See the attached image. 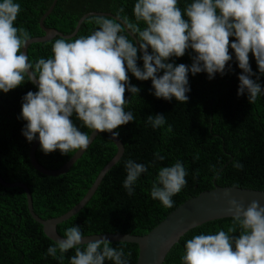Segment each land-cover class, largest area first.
Instances as JSON below:
<instances>
[{"label": "trees", "instance_id": "trees-1", "mask_svg": "<svg viewBox=\"0 0 264 264\" xmlns=\"http://www.w3.org/2000/svg\"><path fill=\"white\" fill-rule=\"evenodd\" d=\"M2 2V0H0ZM20 5L14 26L30 33V39L41 38L44 32L39 20L52 6L42 25L47 30H55L69 36L79 19L88 13L112 15L124 24L127 20L139 24L133 14L136 0H14ZM191 0H178L183 10ZM97 17L89 16L79 26L77 33L66 41H74L81 36L92 34L99 26ZM186 18V17H185ZM113 19V18H112ZM126 28V26H125ZM124 35L133 43L136 36L131 30ZM61 37L55 36L45 42L31 43L25 54L35 64L40 59H48L52 45ZM235 37H230V42ZM151 52V48H149ZM233 59L226 65L224 75L215 74L209 79L207 73H189L190 92L186 103L172 98L170 101L154 95L151 80H137L128 73L130 83L137 86L138 94L126 90L125 111H131L134 121L122 125L118 139L123 145V154L118 162L104 175L96 191L85 206L74 216L56 226L57 234L63 238L68 227L80 226L84 236L97 234H125L142 236L159 224L168 213L188 199L213 185L237 187L264 191V93L255 103H249L247 93L238 96V67L234 51L229 48ZM140 53L138 52V56ZM194 53L188 49L183 57H172L168 62L192 64ZM252 71L259 76L258 83L264 89V74H260L252 54H249ZM143 67L142 59L137 61ZM230 67L231 70H228ZM161 71L158 75H162ZM256 79L255 76L252 77ZM26 81L7 93L0 91V179L5 183H19L27 187L35 215L43 220L59 217L74 207L86 194L97 174L111 160L116 148L106 133H98L88 148L71 168L60 176H44L30 165L28 151L32 142L22 135L27 123L21 116L23 97L38 89ZM163 114L166 123L153 128L148 116ZM80 131L88 135L92 131L79 121L75 114L71 117ZM171 131H168V126ZM76 150L61 154L57 149L45 154L38 144L34 156L36 162L47 170H56L64 165ZM163 156L164 159H158ZM133 160L142 163L147 171L142 173L132 195L123 187L126 178L125 162ZM177 161L185 167L187 184L172 197V208L164 207L159 200L151 198V188L161 167L172 166ZM239 162L242 169L235 167ZM232 218L207 222L185 233L173 245L162 264H183L181 256L188 239L199 234H215L232 226ZM240 232L237 226L236 233ZM55 245L44 236L41 226L28 214L26 198L22 189L5 188L0 185V264H70L75 250H69L60 260L47 254V249ZM114 248L122 247L127 264H136L138 249L135 244L111 242ZM60 253L57 251V257ZM105 264H114L105 261Z\"/></svg>", "mask_w": 264, "mask_h": 264}, {"label": "clouds", "instance_id": "clouds-1", "mask_svg": "<svg viewBox=\"0 0 264 264\" xmlns=\"http://www.w3.org/2000/svg\"><path fill=\"white\" fill-rule=\"evenodd\" d=\"M20 11L14 0L0 2V91L7 93L21 86L26 77L36 84L38 91L23 97L19 118L27 122L22 135L28 142L38 138L45 154L57 149L62 155L87 149L90 137L73 123L74 114L85 127L118 137L113 130L135 119L131 111H125V92L140 91L130 83L129 72L137 80L150 79L157 98L186 103L191 90L189 73L205 72L209 79L217 73L224 75L233 59L231 48L242 70L237 95L247 93L252 104L264 93L249 61L251 53L259 73L264 74V0H191L183 10L178 0H136L133 14L137 22L144 23L143 29L127 20L122 25L116 19L97 17L94 22L99 27L92 34L71 42L55 40L53 55L35 64L21 51L30 33L14 26ZM125 26L135 34V43L122 34ZM230 37L235 39L230 42ZM188 49L194 53L190 66L168 62L172 57H183ZM138 59L143 61L142 68ZM148 122L155 129L166 120L157 114L155 118L149 115ZM124 166L127 175L123 187L132 195L133 185L148 169L131 159ZM235 167L242 169L243 165L237 162ZM187 175L179 161L161 167L151 198L172 208V197L186 186ZM227 203L234 213L232 226L227 232L188 239L181 256L183 264H264V206L253 200L245 208L235 198ZM237 226L239 234L231 235ZM84 237L80 226L68 227L63 239L50 246L47 254L63 260L64 254L74 249L70 264H105L106 260L127 264L122 247H112L106 238L82 243Z\"/></svg>", "mask_w": 264, "mask_h": 264}, {"label": "water", "instance_id": "water-1", "mask_svg": "<svg viewBox=\"0 0 264 264\" xmlns=\"http://www.w3.org/2000/svg\"><path fill=\"white\" fill-rule=\"evenodd\" d=\"M53 6V5H52ZM52 6L47 10V12L39 20V27L44 32V35L41 38H34L29 40L26 43V46L22 48L21 51L24 53L29 44L45 42L52 39L55 36H59L64 39L71 38L74 36L80 24L89 16H108L114 18L112 15L103 14V13H88L82 16L77 22L74 31L69 36H63L55 30H47L43 27L42 22L44 18L50 13ZM118 22L122 23L119 19H116ZM32 83V82H31ZM33 86L36 84L32 83ZM38 89V88H37ZM114 132V130H113ZM100 132L91 131L89 134L90 143ZM107 134L108 138L111 140L113 145L116 148V152L111 160L100 170L97 174L92 185L83 196V198L69 211L63 215L43 220L39 218L32 209L31 196L27 187L19 183H5L0 179V185L5 188H15L18 187L23 190L26 198V206L28 214L31 219L41 226L42 233L46 238L55 243L63 239L56 232V226L60 223L68 220L75 214H77L85 204L91 199L94 192L96 191L98 185L100 184L104 175L118 162L120 157L123 154V145L118 137H113L112 133L104 132ZM89 143V145H90ZM39 144V140L34 139L30 145L28 151V159L31 167L41 175L44 176H60L66 173L71 166L75 163L77 159L86 150H76V152L71 156V158L60 168L56 170H47L40 166L35 160V150ZM88 148V147H87ZM237 199L240 201L246 208L253 200L258 201L261 206H264V191L251 190V189H242L237 187H219L213 185V188L209 191H203L195 197H192L179 205L176 209L167 214V216L154 228H152L147 234L142 236L135 235H125V234H97L85 236L82 243H87L90 240H97L101 238H106L110 242H120L123 240L124 243L135 244L138 249V256L136 264H162L164 259L170 249L175 245L179 239L188 231L201 226L207 222L214 220L232 218L234 214L230 212L228 200ZM122 243V242H121Z\"/></svg>", "mask_w": 264, "mask_h": 264}]
</instances>
